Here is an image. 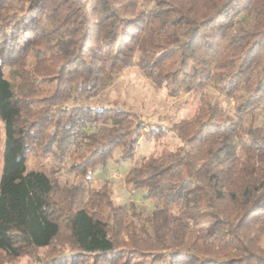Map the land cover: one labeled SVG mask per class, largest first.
Returning <instances> with one entry per match:
<instances>
[{"label":"trees","instance_id":"trees-1","mask_svg":"<svg viewBox=\"0 0 264 264\" xmlns=\"http://www.w3.org/2000/svg\"><path fill=\"white\" fill-rule=\"evenodd\" d=\"M133 66L170 95L212 86L232 104L202 99L174 149L128 170L147 212L27 165L33 145L59 163L72 150L82 180L162 138L124 108L77 102ZM263 101L264 0H0V264H264L241 236L264 232V118L249 120Z\"/></svg>","mask_w":264,"mask_h":264},{"label":"rangeland","instance_id":"rangeland-1","mask_svg":"<svg viewBox=\"0 0 264 264\" xmlns=\"http://www.w3.org/2000/svg\"><path fill=\"white\" fill-rule=\"evenodd\" d=\"M182 1V0H180ZM93 18V17H92ZM252 16L242 13L236 17V26H248L252 23ZM6 77L17 85L18 76L12 68H5ZM202 99L211 102L217 101L227 111H231V100L209 86L203 91L180 93L170 95L166 88L157 87L141 70L136 67L125 68L114 74L108 85L97 95L89 98L77 99L91 106H117L132 112L137 120L144 123L160 124L166 130L165 135L158 140L142 139L132 160L117 161V150L106 164L95 166L88 174V178L81 177L68 170V163L72 160L70 150L65 155L62 163H59L51 155H41L40 145H33L27 165L29 169H43L46 173L58 179L63 186L69 187L81 182L83 187L99 188L108 185L111 198L114 203L134 204L147 211L154 209L153 202L144 197L145 189H134L126 186L124 177L136 161L150 154H160L163 151L172 150L179 144L173 125L182 118L191 116ZM70 100L67 104H72ZM264 118V101L250 115L249 120L260 125ZM87 131H95L96 127L88 125ZM73 149L72 146H69ZM1 169V165H0ZM85 201L86 192H83ZM246 243L264 254V232L258 233L256 227L245 229L241 232ZM40 254L42 253L39 252ZM18 264H36L35 260L24 257Z\"/></svg>","mask_w":264,"mask_h":264}]
</instances>
